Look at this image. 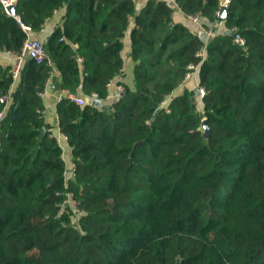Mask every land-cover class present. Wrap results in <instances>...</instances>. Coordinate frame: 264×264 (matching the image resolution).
I'll return each instance as SVG.
<instances>
[{
	"label": "trees",
	"instance_id": "obj_1",
	"mask_svg": "<svg viewBox=\"0 0 264 264\" xmlns=\"http://www.w3.org/2000/svg\"><path fill=\"white\" fill-rule=\"evenodd\" d=\"M137 1L17 0L28 33L0 12V50L17 52L63 11L42 41L50 64L27 60L13 80L0 61V97L10 99L0 123V264H264V0H229L224 20L222 0ZM207 26L215 35L199 59ZM126 32L131 83L94 105L90 95L106 101L123 74ZM50 74L65 93L55 114L68 179L38 96ZM68 193L77 211L60 208Z\"/></svg>",
	"mask_w": 264,
	"mask_h": 264
},
{
	"label": "built area",
	"instance_id": "obj_2",
	"mask_svg": "<svg viewBox=\"0 0 264 264\" xmlns=\"http://www.w3.org/2000/svg\"><path fill=\"white\" fill-rule=\"evenodd\" d=\"M16 3H17V0H0V12L6 17H11V18L15 19L21 25V28L23 29V31L28 33L29 28H27L21 24L18 16H15V17L11 16V14L9 12V8H11V7L15 8ZM166 4L174 6L175 8H177V5H176L174 0H166ZM228 4H229V0H222L220 2V7L226 8L228 6ZM218 14H219V11L216 13L217 17H218ZM187 19L194 24H198L199 23V14L190 15L187 17ZM234 32H235V29H231L227 32V35H231ZM203 33L205 36L203 44L200 46V48L195 53V56L199 59H203L204 53H205V48H206V43L209 40H211L215 35L214 30L210 26L204 27ZM233 42L235 44H238L239 46L245 45V41L239 37H235L233 39ZM1 58L5 59L7 62V65L10 66L11 76H12L13 80H16L18 78L19 72L22 68V65L27 60H32L36 64H43V63L50 64L42 41L35 39L33 37H30V36H28L23 41L21 47L19 48V50L17 52H9V51H5V50H0V59ZM77 61L81 63L82 60L79 57H77ZM196 69H197L196 65L189 64L187 66V72L184 76V81L190 80L194 74V71H196ZM50 76H52V74H50ZM48 82L49 81H47L44 89L38 93V96L41 99H43L44 96H46L48 93ZM122 82H123L122 79L119 78V81L114 84V94L112 96L113 100L120 99L124 95L125 89H124ZM110 83L107 84V88L110 86ZM196 90H197L199 99H201L205 94L204 89L199 86V87H197ZM67 97L69 98L70 101L74 102L76 105L82 106L85 104V101L79 96L67 93ZM169 98H170V96L166 97V100L161 103V107L166 106ZM9 100L10 99H9L8 94H5V95L0 97V102L4 103V105H5V107L3 109H0V123L3 121L4 111H5V108L7 107L8 103H9ZM95 100H98L96 94H91L89 97V102L91 103V101H95ZM195 111L196 112L199 111V102H196ZM47 132H48L49 137H54L52 134V129L48 128ZM59 137L65 138V136L61 132H59ZM71 174L74 176V169L71 170ZM67 204L70 205L75 211H77L76 202L73 200V196L71 193H68L66 195V199L62 202L60 208H63L64 205H67Z\"/></svg>",
	"mask_w": 264,
	"mask_h": 264
},
{
	"label": "crops",
	"instance_id": "obj_3",
	"mask_svg": "<svg viewBox=\"0 0 264 264\" xmlns=\"http://www.w3.org/2000/svg\"><path fill=\"white\" fill-rule=\"evenodd\" d=\"M144 2H145V0H138L137 1L136 5H137L138 9L143 5ZM62 13H63V11L54 12L52 18H50L44 24L41 31L38 34H36L35 36L30 35V37H33V38L38 39L40 41L46 40L51 35V33L53 32L55 27L59 24ZM172 18H173V21H175V22H178V21L184 22L185 21L184 17L182 16L181 12L178 9H175L173 11ZM195 25L198 26V24H195ZM197 29L195 27H193L194 31H196ZM199 29H200L199 34L202 35L203 28L200 27ZM128 37H129L128 32H126L125 37L123 38L124 48H123V51L121 53L122 58L124 60L123 74L121 76H118L117 78L113 79V81L110 83V86L108 87L107 99H106V101L102 102V105H109L110 102L113 100L112 96L114 94V84L119 81V78H121L122 81L125 82L126 84L131 83V80H132V64L130 63V60H129L130 49H129V38ZM0 61L3 64L7 65V62L5 59L1 58ZM191 79H193V81H195L194 74L191 77ZM187 81H189V80H187ZM187 81H185V82L188 84L189 87H192L193 83H195L193 81L191 83H188ZM58 83H59V78L56 75H52L49 79V82H48V93L42 99L43 106H44V110H43L42 114H43L45 123L49 124V126H50L49 128L52 129V134L56 138L58 145L62 150V159H63L64 164H65V178L68 179V178H71L70 175H68V171L70 172L73 169V165L71 163L70 149L67 146L66 138L59 137L60 131L58 129V120H57V116L55 114V105L58 102L59 98L62 95H64L65 93L63 91L59 90ZM181 86H183V85H181ZM91 103L93 104V101H91Z\"/></svg>",
	"mask_w": 264,
	"mask_h": 264
},
{
	"label": "water",
	"instance_id": "obj_4",
	"mask_svg": "<svg viewBox=\"0 0 264 264\" xmlns=\"http://www.w3.org/2000/svg\"><path fill=\"white\" fill-rule=\"evenodd\" d=\"M9 12H10L11 16H14V17L17 16L15 8H13V7L9 8ZM225 14H226V8L225 7H221L220 10H219L218 19L219 20H224ZM60 80L61 79L59 78V82H60ZM93 104L97 105V106H102V102L99 101V100L93 101ZM199 129L203 132V135L205 137L209 135V129H208L207 124H206V119H204L202 121V125H201V127Z\"/></svg>",
	"mask_w": 264,
	"mask_h": 264
},
{
	"label": "rangeland",
	"instance_id": "obj_5",
	"mask_svg": "<svg viewBox=\"0 0 264 264\" xmlns=\"http://www.w3.org/2000/svg\"><path fill=\"white\" fill-rule=\"evenodd\" d=\"M68 175H70V177H73V175L71 174V171L70 172L68 171ZM66 218H67L69 224H71V225L77 224V218H78L77 213L73 214V215H67Z\"/></svg>",
	"mask_w": 264,
	"mask_h": 264
}]
</instances>
